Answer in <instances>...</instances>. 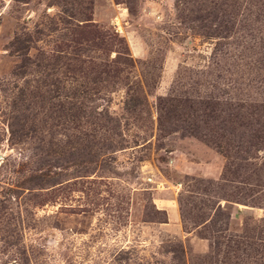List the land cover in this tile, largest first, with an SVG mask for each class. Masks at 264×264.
<instances>
[{
    "label": "rangeland",
    "instance_id": "rangeland-1",
    "mask_svg": "<svg viewBox=\"0 0 264 264\" xmlns=\"http://www.w3.org/2000/svg\"><path fill=\"white\" fill-rule=\"evenodd\" d=\"M0 264H264V0H0Z\"/></svg>",
    "mask_w": 264,
    "mask_h": 264
}]
</instances>
